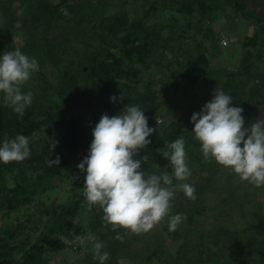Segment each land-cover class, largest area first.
I'll return each mask as SVG.
<instances>
[{
	"label": "trees",
	"instance_id": "1",
	"mask_svg": "<svg viewBox=\"0 0 264 264\" xmlns=\"http://www.w3.org/2000/svg\"><path fill=\"white\" fill-rule=\"evenodd\" d=\"M84 1L86 0H56L55 3L52 0H19L20 6L23 5L24 8L23 15L30 17L24 21L29 27L21 37L22 42L25 40L23 47L28 50L25 54L30 58L35 57L45 68L56 64V71H53L55 77L50 82H44L47 89H39L40 93H33L34 100L23 116L5 106L0 98V145L5 140L25 135L29 138L30 149L29 156L23 161L0 163V214L4 216V220L12 222L2 223L0 226V264H52L56 253H66L69 250L62 239L75 227V223L70 219L72 217L79 220L84 218L86 227L79 229L78 235L95 236L104 245L102 252L114 254L117 250H124L122 247L130 239L129 235L122 230L114 232L110 227L104 226L102 211L98 207L88 210L84 205L82 191L66 197L60 203L52 201L46 205L42 200L51 199V194L67 182L73 167L80 163L77 158L79 149L84 148L89 152L92 131L102 115H118L125 107L134 105H138L145 116L152 117L160 112V104L155 103V91L146 87L140 89L142 79L138 77L140 72L148 70L149 60L153 55L163 60L167 59V52L174 56L165 64L174 66L170 72L168 87L172 92H184L187 87L209 90L210 84L212 89L220 87L219 90L232 95L235 92L240 93L234 84L237 80L239 85L243 84L241 91L248 96L246 102L237 106L243 109L244 120L248 115L245 110L248 102L253 100L258 105L264 100L263 76L254 74L252 69L253 63L263 64L260 59L264 58V13L250 11L245 0H137L145 10L154 9L162 2V8H169L175 15H179V18L196 19L197 23L202 25L197 28L196 33L203 34V27H207L206 21L213 20L216 12L225 7L230 8L231 13L239 18L253 21V24L262 29L261 38L252 36L246 38L243 43V46L252 48L260 45L261 52L245 51L239 68L214 71L203 44L198 43L195 38L193 41L196 55H193L189 47L184 52L181 48L172 46V42L180 37L193 38L187 35L185 27L188 26L182 27L177 34L174 33L169 43L171 38L169 34L162 35V27L159 28V34H153L141 20L131 21L125 12L99 19L100 9L85 7ZM261 4L264 6L263 1ZM63 21L68 23L66 27L62 26ZM66 29L70 31V38L64 33ZM39 32L42 34L39 35ZM60 33L64 34L59 39ZM64 35L69 45L67 56L63 55L62 63V59L57 60L56 50L57 45L61 46L59 42ZM4 39H0V52L9 50L6 44L9 41ZM210 48L217 49V45L212 43ZM180 53L183 57L178 61L177 56ZM51 91H54L52 97L49 95ZM113 96L117 99L111 100ZM120 96L122 99H119ZM234 105L235 101L232 100L230 106ZM74 109L79 110L77 114H73ZM148 126L153 128L151 121H148ZM154 129L156 131L148 138L150 143L138 153L137 158L146 157L145 161H142V169L149 174L160 175L163 171L170 174L171 166L163 154L170 151L169 145L172 142L183 137L188 166L201 168L200 174L206 173L198 183L191 184L196 189V199L202 193L209 194L210 200L215 197L218 201L215 206L193 212V208H187H191L190 205L194 204L196 199L189 200L182 192L176 193L169 217L161 222L164 224L162 230L170 240L156 243L167 248L166 240L174 243L182 237L180 231L183 230L186 217L188 223L195 214H201L207 209L230 218L234 216L233 213L230 215L228 209L223 210V204L228 198L222 196V191L225 192L231 186L232 176L217 183L220 176L218 165L204 160L198 142L192 134L182 130L177 121ZM57 156L60 158L59 164L49 167L48 161ZM76 171L81 173L77 166ZM176 182L173 180V184ZM209 183H215L212 189L209 188ZM217 187H220V191H217ZM180 197H183V200ZM231 197L233 196L229 195V199ZM36 200L40 201L44 208L40 209L41 206L33 214L29 213L26 219L20 220V215L24 214L19 212L21 208L28 205L32 209ZM180 205L184 207L183 212L179 208ZM252 207L260 209L259 203H254ZM240 209L243 210L241 204ZM12 213H16L14 220L10 218ZM176 214L182 215L184 219L175 231H169V219ZM245 218L244 215L234 217L233 229L228 230L222 225L219 227L222 236L226 235L225 238L232 242V246L228 248L230 264H264L262 215L257 212L254 220H245L247 227L241 230V221ZM249 218L252 219V216ZM33 234H36L34 239ZM117 235L123 237L122 241L115 239ZM160 245L154 247L157 252H153L154 255H162ZM224 245L228 247L225 242ZM90 249L92 254H88L85 261L75 263L99 264L98 259H93V247ZM178 252L179 248L176 254ZM109 258L107 263L115 264ZM226 258V263L223 264L229 263ZM135 260L137 258L133 257L134 263ZM159 263L174 264L168 261Z\"/></svg>",
	"mask_w": 264,
	"mask_h": 264
},
{
	"label": "rangeland",
	"instance_id": "2",
	"mask_svg": "<svg viewBox=\"0 0 264 264\" xmlns=\"http://www.w3.org/2000/svg\"><path fill=\"white\" fill-rule=\"evenodd\" d=\"M56 0H52L55 2ZM147 1V0H145ZM152 1V0H150ZM262 1L264 0H245V3L250 11L255 13H264V6H262ZM56 3V2H55ZM164 3V2H163ZM159 3L156 8L145 10L141 5L140 1L137 0H86L83 2L85 7L92 6L95 10L100 9L98 11V17L106 18L108 16H116L125 12L128 18L133 20H141L144 26H147L153 34H159V28L162 27L163 36L169 34L170 41H172L174 33L177 34L181 28L185 27L187 30V35L193 37L192 39H186L185 37H180L177 41L172 42V46L177 48H181L184 52L188 50V47L191 48L193 55H196V49L194 46L193 39L195 38L198 43L203 44L204 51L208 55L210 59V65L212 71L216 69H237L240 67L242 62V58L245 55V51L248 50H259L261 52V46L257 45L252 48L249 46H243L246 38H250L252 36H257L261 38L263 36L262 29L257 25L253 24V21H248L239 18L236 14L231 13L230 8H223L216 12L213 20H207V27H203L201 33H196L197 28L201 27L200 23H197L196 19L189 20L179 18V15H175L169 8L163 6ZM165 5V3H164ZM147 6V5H146ZM23 5L20 6L19 0H0V39L5 40L7 38L9 43H6L9 47L7 51L0 52L2 55L4 52H8L10 50L19 49L23 54L28 52L26 47H23L25 40L22 42L21 37L27 30V27L24 23L25 19H30V17H25L23 14ZM124 13V14H125ZM84 18V16H81ZM30 22V21H29ZM62 26L66 27L67 22H61ZM189 23V25H187ZM196 25L198 27H196ZM208 30V33H207ZM66 36L70 38L69 30H65ZM64 33L59 34V39L63 36ZM161 33V32H160ZM39 35L42 33L39 32ZM24 38V37H23ZM65 35L62 38V41L57 45L56 53L58 59H62V63L64 62V57L67 56L68 45L66 42ZM11 40V41H10ZM215 43L217 45V49L210 48L211 44ZM193 45V46H192ZM167 59H161V57H157V55H153V58L149 60V66L147 71L140 72L138 77L142 79L140 82L142 88L152 89L155 91V103L160 104V112L155 113L152 117L146 116L148 121H151V124L154 128L166 127L168 122L177 121L182 130L186 133L192 134L191 131L194 127L192 123H190V119L193 113L199 112L203 106L209 102L213 98L214 89L208 85L209 90L201 89V88H192L187 87L184 92H172L169 90L170 83V72L174 69V66L169 65L165 66L168 59L172 56L171 53H165ZM33 57V56H31ZM183 55L182 53L178 54L177 60L181 61ZM34 59H36L34 57ZM39 65V71L32 74L29 81H27L22 86V93L27 94L31 93H40L43 89H47L46 85L44 86V82H50L55 76L52 74L53 71H56V64L49 65L48 67H44L43 64H40L38 60H36ZM262 61V65L256 62L253 63L252 69L254 74H261L264 79V58L260 59ZM158 64L157 66L155 64ZM168 65V64H167ZM175 69H178L175 67ZM239 80V79H238ZM217 82V80H214ZM213 81V82H214ZM181 84V83H180ZM217 84L221 85V83L217 82ZM235 86H237L240 90V93H233L232 100L235 101L234 107H237L243 102L247 101V95L241 91L243 87L239 85V82L235 80ZM212 85V84H211ZM45 87V88H44ZM220 88V87H219ZM217 88V90H219ZM39 89H41L39 91ZM49 95L54 96V91H51ZM34 96H32V102L34 100ZM0 98L3 99L2 95ZM253 109V110H252ZM248 112L247 118L245 117V127L247 128L250 123L255 122L256 120H264V100L261 101L258 105H256L253 100L248 102L246 109ZM79 110L74 109L73 114H77ZM199 148V147H198ZM80 161L82 159L80 158ZM79 164V163H78ZM76 166L73 167L72 173H70V177L61 186V189H57L51 195V199H44L42 203L48 205L52 201L55 203H60L65 200L66 197L76 195L83 188L84 184V176L86 173L81 172L78 174L76 171ZM220 176L217 183H221L223 180H226L227 177L232 176V181L230 182V187L224 192L222 191V196L227 197L228 200L223 204V210L228 209L231 213L234 214L232 218L227 215H219L216 212L210 211H202L201 214H195L192 217V220L187 223L186 218L183 221V230L181 229L180 233H182V237L179 241L170 243L166 240L167 248L163 247L160 244H156L158 241H164L165 239H169L165 231L162 230L163 223L158 224L152 230L147 233L141 234H128L129 240L127 244H125L122 248L124 250H117L114 254L108 253V258L111 257V261L115 262V264H160L161 261H168L174 264H230L229 258V250L228 248L232 246V242L228 240L225 236H222V232L219 231V227L222 225L226 229H233L232 223L233 218L237 215H244L246 218L241 221L240 229H245L246 222L245 220H254L256 217V213L259 212L262 215L264 220V186L256 187L248 184L247 182H240L237 177L231 174L229 171L222 169L217 166ZM191 171V176L187 181L176 182V183H189L195 184L198 183L201 176H204L206 173L200 174L201 168H196L193 165L189 167ZM141 170L142 165H141ZM144 171V170H143ZM172 172V171H171ZM170 172V174H171ZM146 176L150 175L145 172ZM215 183H209L208 186L212 189ZM219 186V185H218ZM217 191H220V187H217ZM178 194L181 192H177ZM229 195L233 196L229 199ZM183 200V197H180ZM34 202V207L32 209L29 208L28 205H24L20 213L21 219H26L27 215L33 214L37 208L44 205H41V202ZM250 202V203H249ZM218 201L215 197L211 198L209 194L202 195L199 194L194 204L190 205L191 208H187V210L192 208L193 212L196 210L200 211L202 208H210L212 205H217ZM254 203H259L260 209L254 206ZM240 204L243 210L240 209ZM180 209H183V206H179ZM222 210V211H223ZM19 214V213H18ZM252 216V219L249 217ZM82 217V216H81ZM4 216L0 214V226L3 224H11V220H4ZM11 219L16 218V213H12L10 215ZM83 218V217H82ZM74 223L75 227L70 229L68 232V236L63 237V242L65 245L69 247V250L66 253L60 252L56 253V256L52 260V264H76L75 262H83L88 257V254H92V250L90 247H93L94 242L90 239L92 234H81L78 235L79 229H83L86 226L84 218L79 220V218H70ZM228 229V230H229ZM120 232V231H119ZM228 232V231H227ZM203 234V236H201ZM80 236L85 238V243L80 244L77 242L76 237ZM217 236V237H215ZM36 237V234H33V239ZM220 237V238H218ZM224 242L228 245H224ZM156 245H160V250H162V255L157 256L154 255L156 252ZM179 252L176 254V251ZM182 251V252H181ZM181 252V253H180ZM73 253V254H71ZM173 255V256H172ZM133 257H136V263L133 261ZM17 256H15L16 260ZM166 259V260H165ZM236 262V259H234ZM100 262V261H99ZM240 263V262H239ZM100 264V263H99ZM104 264H108L107 260L104 261Z\"/></svg>",
	"mask_w": 264,
	"mask_h": 264
},
{
	"label": "clouds",
	"instance_id": "3",
	"mask_svg": "<svg viewBox=\"0 0 264 264\" xmlns=\"http://www.w3.org/2000/svg\"><path fill=\"white\" fill-rule=\"evenodd\" d=\"M37 71V61L19 49L0 55V95L4 105L20 116L32 103V94L22 93V86ZM231 104L232 96L215 88L213 98L191 116L193 138L206 162H214L240 182L264 186V120L258 119L246 128L243 109ZM154 131L138 105L127 106L118 115L100 117L92 131L87 156L82 161L78 158L77 168L86 173L81 189L84 205L90 211L98 207L103 213V225L114 232L122 230L128 235L152 230L169 217L177 192L189 200L196 199V189L191 184H173V180L183 182L191 176L183 137L172 142L170 151L163 154L171 166V174L163 171L160 175L146 176L141 170L146 157L137 158L138 153L150 143L148 138ZM29 154V138L25 135L0 145L2 164L23 161ZM59 162L57 156L48 165L56 166ZM183 219L180 214L171 216L169 231H175ZM90 239L94 241L93 259L104 264L108 253L102 252L103 243L95 236ZM115 239L122 241L123 237L117 235ZM76 240L85 243L83 237L77 236Z\"/></svg>",
	"mask_w": 264,
	"mask_h": 264
},
{
	"label": "built area",
	"instance_id": "4",
	"mask_svg": "<svg viewBox=\"0 0 264 264\" xmlns=\"http://www.w3.org/2000/svg\"><path fill=\"white\" fill-rule=\"evenodd\" d=\"M88 154V150L87 149H84V148H80L79 149V152L77 154V158H81L82 160L87 156Z\"/></svg>",
	"mask_w": 264,
	"mask_h": 264
}]
</instances>
